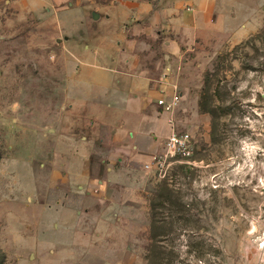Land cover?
Returning a JSON list of instances; mask_svg holds the SVG:
<instances>
[{"label":"rangeland","instance_id":"rangeland-1","mask_svg":"<svg viewBox=\"0 0 264 264\" xmlns=\"http://www.w3.org/2000/svg\"><path fill=\"white\" fill-rule=\"evenodd\" d=\"M68 35L22 7L0 14V264H264V10L249 38L187 58L185 85L203 115L193 156L148 172L138 211L115 231L91 226L89 213L71 230L57 214L75 203L53 159L65 162L75 127L92 124Z\"/></svg>","mask_w":264,"mask_h":264},{"label":"crops","instance_id":"crops-1","mask_svg":"<svg viewBox=\"0 0 264 264\" xmlns=\"http://www.w3.org/2000/svg\"><path fill=\"white\" fill-rule=\"evenodd\" d=\"M7 6L69 30L72 85L88 103L92 124L75 127L65 162L58 153L53 159L66 165L74 190V210L62 207L58 218L80 230L89 213L91 226L115 231L124 226L123 214L138 211V190L149 174L144 164L163 150L173 127L193 138L202 128L183 77L187 58L213 41L239 43L255 34L264 0H0V14ZM176 91L180 102L166 112L158 101H170ZM82 200L101 209L82 210ZM71 214L78 216L74 222L67 220Z\"/></svg>","mask_w":264,"mask_h":264},{"label":"built area","instance_id":"built-area-1","mask_svg":"<svg viewBox=\"0 0 264 264\" xmlns=\"http://www.w3.org/2000/svg\"><path fill=\"white\" fill-rule=\"evenodd\" d=\"M180 102V94L176 91L170 101H166L163 96L158 104L166 112H172ZM194 153L193 136L190 132H178L172 129L169 137L166 139L163 150L152 156L149 162L144 164V170L147 172L162 173L168 169L174 162L189 161Z\"/></svg>","mask_w":264,"mask_h":264}]
</instances>
